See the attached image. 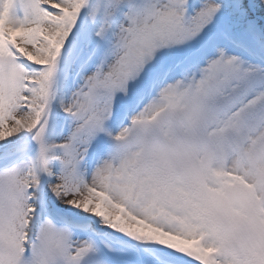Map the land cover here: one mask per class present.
Returning <instances> with one entry per match:
<instances>
[{
  "label": "snow or ice",
  "instance_id": "obj_1",
  "mask_svg": "<svg viewBox=\"0 0 264 264\" xmlns=\"http://www.w3.org/2000/svg\"><path fill=\"white\" fill-rule=\"evenodd\" d=\"M0 264H264V0H0Z\"/></svg>",
  "mask_w": 264,
  "mask_h": 264
},
{
  "label": "clouds",
  "instance_id": "obj_2",
  "mask_svg": "<svg viewBox=\"0 0 264 264\" xmlns=\"http://www.w3.org/2000/svg\"><path fill=\"white\" fill-rule=\"evenodd\" d=\"M211 215H212V218L215 219V220H217L218 222H223V216H222L221 213H219V212H217V211L214 210L211 213Z\"/></svg>",
  "mask_w": 264,
  "mask_h": 264
}]
</instances>
